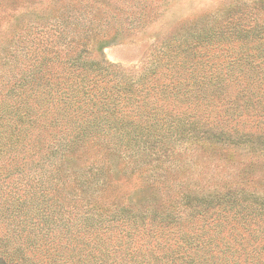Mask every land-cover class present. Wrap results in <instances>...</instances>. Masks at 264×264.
<instances>
[{
    "label": "trees",
    "instance_id": "trees-1",
    "mask_svg": "<svg viewBox=\"0 0 264 264\" xmlns=\"http://www.w3.org/2000/svg\"><path fill=\"white\" fill-rule=\"evenodd\" d=\"M8 1L0 0V43L27 45L26 17L47 13L41 11L53 0L35 6V13ZM52 14L41 16L54 26L34 34L36 46L0 58L8 67L0 76V153L21 143L31 149L34 137L46 134L55 188L88 208L84 221L71 225L59 221L64 208L54 197L46 207L25 203L28 214L48 219L51 210L50 231L69 234L77 227L71 242L86 239V255L92 254L88 239L96 236L114 264H264V194L248 187V175L264 158V18L240 15L193 27L157 48L145 69L130 71L91 57L108 37L92 28L100 14L85 22L81 38L82 29L69 37ZM233 39L241 42L240 54L228 60L234 47L225 43ZM86 144L123 157L132 171L145 163V180L160 194L145 207L102 202L107 167L87 164L84 180L76 177ZM187 151L216 154L230 173L214 183L190 171ZM32 218L28 233L50 240V231ZM9 250L0 252V264H38Z\"/></svg>",
    "mask_w": 264,
    "mask_h": 264
},
{
    "label": "rangeland",
    "instance_id": "rangeland-1",
    "mask_svg": "<svg viewBox=\"0 0 264 264\" xmlns=\"http://www.w3.org/2000/svg\"><path fill=\"white\" fill-rule=\"evenodd\" d=\"M14 2L22 9V11L20 9L21 12H33L35 6L38 8L48 4L46 0L41 4L38 0H14ZM90 4L95 6L91 8ZM49 5L50 10L41 11L47 13L38 12V16L32 17L30 14V18L26 17L25 25L31 26L27 37L28 42H26L28 44H14L11 41L8 44L5 42L3 46V43H0V58L3 59L10 51L13 54H19L25 46H36L34 34L40 32L41 36L42 33L48 32V28L54 26L46 17H41L49 12H52V16L60 23L58 28L65 31L69 37L82 29L76 38L83 37L82 32L85 26H88L85 22L92 19L93 14H100L101 20L93 23L92 28L102 30L103 36L108 37L103 40L106 43L101 51L92 49L91 57L103 58L111 64L130 71L145 69V66H148L153 59V54H156L157 48L166 47L177 34L190 32L189 30L193 27L210 25L212 21L220 23L221 19L234 22L240 15L252 20L264 18V0H53ZM228 14L231 15L228 16ZM240 21L249 22L247 19ZM25 25L23 24L15 31L16 35L24 32L22 28ZM2 34L0 30V36ZM14 39L17 40L18 37ZM64 39L69 41L67 38ZM230 41L233 43H225V47L233 45L234 50L228 52V60H236L240 54L241 42L238 39ZM219 57L217 52L212 62ZM7 68V66L2 67L0 61V76L6 74ZM40 137H34L33 142L30 143L31 149H27L26 146L24 151L25 144L21 143L12 148H6L0 153V252H5V249H10L8 252L15 250L19 260L27 256L38 264H114L112 258L104 253L103 245L97 241L96 236L88 239L89 247L85 249L92 248L90 250L92 254L86 255L83 253L85 250L82 246L86 239L78 245L71 242L75 236H72V233L77 227L69 234L62 233L60 228L56 231L53 226L50 231L47 228V222L56 218L51 210L48 213L49 216L46 215L48 219L40 220L37 213L28 214L25 203L31 204L33 200H36L46 207L44 202L50 203L51 198L54 197L57 204L64 208L63 217L60 216L59 221L71 225L73 222H83L82 217L85 216L88 208L81 202L72 203L66 200L68 190L55 188V182L58 180L53 177L52 172L57 167L52 168L48 165L49 160L52 159L50 157L52 146L46 134ZM104 150L107 153V150ZM105 152L96 144H86L82 150L83 156L80 157L82 158L81 162L79 161L80 167L76 170L77 180H84L86 168L89 167L86 166L87 164L95 162V165L99 167L100 165L107 167L103 169L109 171H107L108 186L100 195L102 202L145 207L150 196L160 194L159 186L151 188V182L145 180V177L150 175L145 171L148 168L145 163H141L140 167L132 171L131 164H127L123 157L117 158L113 153L107 155ZM205 154L200 151L185 152L187 160L189 159L187 161L190 164H188L189 170H196L204 178L212 176L214 183L217 180H224L227 173H230L231 165L228 167V164L223 165L217 162L216 154L211 155L210 158ZM58 169L61 180H65L66 171H62L60 164ZM248 176L251 181L248 187L263 195L264 158L258 160L257 167ZM67 183V181L64 182V188H68L65 185ZM32 216L34 222L37 223L40 220L39 224L50 231L51 239L54 238V240L46 241L41 234L28 233L30 227L27 223L31 221ZM57 236H61L60 240H57ZM77 240L79 238H76L74 243Z\"/></svg>",
    "mask_w": 264,
    "mask_h": 264
}]
</instances>
